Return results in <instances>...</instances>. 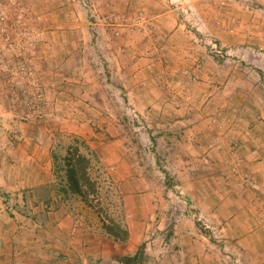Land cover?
<instances>
[{
    "label": "rangeland",
    "instance_id": "374dc122",
    "mask_svg": "<svg viewBox=\"0 0 264 264\" xmlns=\"http://www.w3.org/2000/svg\"><path fill=\"white\" fill-rule=\"evenodd\" d=\"M74 137L98 207L60 190ZM255 144L264 0H0V264H264Z\"/></svg>",
    "mask_w": 264,
    "mask_h": 264
},
{
    "label": "trees",
    "instance_id": "16d2710c",
    "mask_svg": "<svg viewBox=\"0 0 264 264\" xmlns=\"http://www.w3.org/2000/svg\"><path fill=\"white\" fill-rule=\"evenodd\" d=\"M95 155L88 143L74 137L63 156L53 155L54 172L61 178L60 190L80 196L89 206L98 207L99 182L92 176L91 169ZM99 203V202H98ZM105 229L116 240H126L129 231L118 221L104 222ZM145 245L142 244L133 255L124 256V264H138L144 255Z\"/></svg>",
    "mask_w": 264,
    "mask_h": 264
},
{
    "label": "crops",
    "instance_id": "0c3cea01",
    "mask_svg": "<svg viewBox=\"0 0 264 264\" xmlns=\"http://www.w3.org/2000/svg\"><path fill=\"white\" fill-rule=\"evenodd\" d=\"M252 149H253V151H257V154L260 153V152L264 153V147L258 146V144H255V147L252 148ZM255 163H257V165L255 167L256 168L255 171H257L258 174H259L257 177L259 179H262V181H263L264 180V158L263 159L258 158L257 161H255ZM261 211L264 213V209H262V210L260 209V212ZM2 226H4V224L1 222L0 223V228Z\"/></svg>",
    "mask_w": 264,
    "mask_h": 264
}]
</instances>
